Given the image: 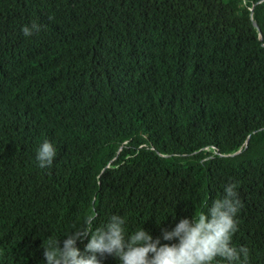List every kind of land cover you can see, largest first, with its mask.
I'll return each mask as SVG.
<instances>
[{
    "label": "trees",
    "instance_id": "trees-1",
    "mask_svg": "<svg viewBox=\"0 0 264 264\" xmlns=\"http://www.w3.org/2000/svg\"><path fill=\"white\" fill-rule=\"evenodd\" d=\"M233 183L232 245L264 264V0H0V264L88 217L161 237Z\"/></svg>",
    "mask_w": 264,
    "mask_h": 264
},
{
    "label": "clouds",
    "instance_id": "clouds-1",
    "mask_svg": "<svg viewBox=\"0 0 264 264\" xmlns=\"http://www.w3.org/2000/svg\"><path fill=\"white\" fill-rule=\"evenodd\" d=\"M36 23L23 27L25 36L38 32ZM57 155L56 147L45 140L37 149L38 166L51 167ZM235 183L224 188V195L213 201L207 211L191 218H182L171 230H163L162 236H153L143 228L126 233V220L112 215L103 227L93 229L94 217L85 220V226L72 231L63 240L50 241L44 247L46 264H101L98 257L105 254L118 258L120 264H220L218 258L227 264H247L249 249L232 245L237 229V216L242 207ZM89 236L82 253L77 241ZM176 241L174 243H161Z\"/></svg>",
    "mask_w": 264,
    "mask_h": 264
},
{
    "label": "water",
    "instance_id": "water-1",
    "mask_svg": "<svg viewBox=\"0 0 264 264\" xmlns=\"http://www.w3.org/2000/svg\"><path fill=\"white\" fill-rule=\"evenodd\" d=\"M240 151H237L236 153H234V154H237V153H239Z\"/></svg>",
    "mask_w": 264,
    "mask_h": 264
}]
</instances>
